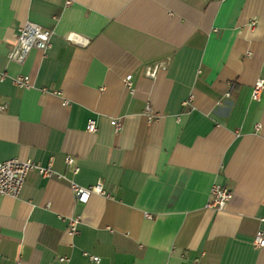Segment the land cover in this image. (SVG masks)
<instances>
[{
  "label": "crops",
  "instance_id": "0c3cea01",
  "mask_svg": "<svg viewBox=\"0 0 264 264\" xmlns=\"http://www.w3.org/2000/svg\"><path fill=\"white\" fill-rule=\"evenodd\" d=\"M27 21L50 47L12 62ZM0 71V161L53 169L0 195V264H264V0H0ZM72 180L108 195L78 203Z\"/></svg>",
  "mask_w": 264,
  "mask_h": 264
},
{
  "label": "built area",
  "instance_id": "2783aa9c",
  "mask_svg": "<svg viewBox=\"0 0 264 264\" xmlns=\"http://www.w3.org/2000/svg\"><path fill=\"white\" fill-rule=\"evenodd\" d=\"M71 1H69L70 3ZM256 22H253L254 26ZM53 31L37 22L27 21L22 27L18 29L17 40L14 43L9 51L8 58L12 62L24 63L33 49H38L40 51H47L51 44V37ZM69 38H73V35H70ZM158 65L153 67H148L146 74L149 76H154L156 73ZM9 75L6 72L0 71V80L8 78ZM14 84L18 87H29L31 85L30 75L19 74L11 77ZM126 84L131 86L132 84V75L126 76ZM264 91V78H260L256 81L252 89V98L258 100ZM230 92L227 94L230 96ZM193 96L185 102L189 103ZM1 108V107H0ZM146 114L149 119H153L154 116L157 118V115L154 114L151 105L148 103L145 109ZM115 130L118 132L121 130L122 123L120 120H113ZM261 125H257V129H260ZM87 129L90 132H96L98 130L97 121L94 118H91L88 122ZM66 161L69 164H73L75 159L72 156H67ZM32 172H37L38 174L48 177L53 173V169L50 166H44L36 161L31 159L21 160L19 158H11L4 161H0V195H10L17 197L28 177ZM71 187L75 196V199L78 203H87L92 194H102L108 195L104 187V181L100 180L94 185L83 186L75 181H71ZM233 197V191L230 187L226 185L215 184L212 187L210 193V200L208 202V207L222 210L226 207L228 201ZM147 216H151L150 213H147ZM261 222L264 224V214L261 217ZM80 223L79 217H72L69 221L68 231L71 235H76L78 233V225ZM253 245L256 248L264 247V228H260L254 239ZM65 258L61 259L64 260ZM91 259L95 262L100 260L99 256L91 255Z\"/></svg>",
  "mask_w": 264,
  "mask_h": 264
}]
</instances>
